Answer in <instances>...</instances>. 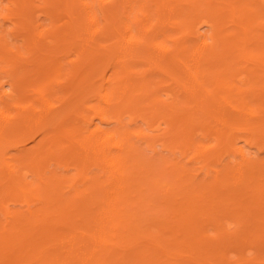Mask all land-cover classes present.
<instances>
[{"label": "bare ground", "instance_id": "6f19581e", "mask_svg": "<svg viewBox=\"0 0 264 264\" xmlns=\"http://www.w3.org/2000/svg\"><path fill=\"white\" fill-rule=\"evenodd\" d=\"M0 264H264V0H1Z\"/></svg>", "mask_w": 264, "mask_h": 264}, {"label": "rangeland", "instance_id": "374dc122", "mask_svg": "<svg viewBox=\"0 0 264 264\" xmlns=\"http://www.w3.org/2000/svg\"><path fill=\"white\" fill-rule=\"evenodd\" d=\"M1 3L4 4V2H2V1L0 0V4H1Z\"/></svg>", "mask_w": 264, "mask_h": 264}]
</instances>
